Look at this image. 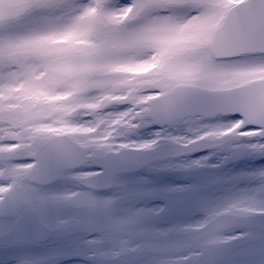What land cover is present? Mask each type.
I'll list each match as a JSON object with an SVG mask.
<instances>
[{"label": "snow or ice", "instance_id": "1", "mask_svg": "<svg viewBox=\"0 0 264 264\" xmlns=\"http://www.w3.org/2000/svg\"><path fill=\"white\" fill-rule=\"evenodd\" d=\"M0 264H264V0H0Z\"/></svg>", "mask_w": 264, "mask_h": 264}]
</instances>
